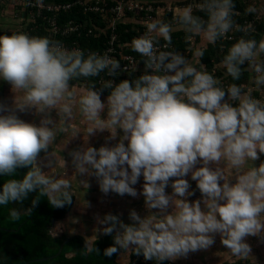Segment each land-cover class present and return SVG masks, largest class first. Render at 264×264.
<instances>
[{
	"label": "clouds",
	"instance_id": "obj_1",
	"mask_svg": "<svg viewBox=\"0 0 264 264\" xmlns=\"http://www.w3.org/2000/svg\"><path fill=\"white\" fill-rule=\"evenodd\" d=\"M234 7L233 0H199L195 12L186 6L176 13L175 26L160 19L148 22L145 35L132 41V50L144 58L146 71L132 81L102 79V87L111 89L106 104L90 78L101 73L117 75L121 70L118 60L107 53L66 49L48 36L23 31L0 34V79L9 82L16 93V108L24 111L34 107L38 113L56 109L60 117L54 123L45 115L36 126L14 113L0 115V175L11 177L18 168L28 169L22 179L3 183L0 206L23 204L30 194H36L32 207L22 212L10 208L9 219L15 222L29 216L40 197H47L57 208L71 204L74 194L64 172L65 161L62 173L49 174L37 160L41 151L48 153L58 132H68L74 109H78L87 125L85 140L96 130H108L111 139L116 138L117 129L123 135L111 147L72 151L76 173L95 176L104 194L133 197L137 191L132 185L142 174L146 207L163 213L142 218L132 210L130 224L111 213L97 216L102 233L114 234V244L104 250L105 256L131 249L147 260H172L209 248L214 234H219L233 256L248 258L251 247L246 237L264 235V162L253 165L259 159L258 151L264 153V100L232 83L226 88L229 98L238 102L232 106L224 100L225 88L212 74L198 70L181 54L158 47L160 38L171 42L175 30H183L189 37L201 36L209 44L227 38L229 32L242 33L227 48L222 64L227 75L238 81L240 66L247 62L254 84L264 86V38L257 40L249 35L250 26L234 21ZM246 11L255 13L257 9L250 6ZM195 55L202 57L204 50ZM80 78L89 79V86L72 89L71 82ZM105 109L107 117L102 119ZM2 111L11 110L0 104ZM77 133L79 130L73 128L72 136ZM200 161L202 166L196 168ZM221 162L225 167H209ZM55 163L52 152L48 166L53 168ZM189 172L206 210H202L200 200L189 203L184 198L192 194L183 178ZM233 174L235 183L230 182ZM172 177H176L171 185L174 194L169 196L165 187ZM95 240L86 241L85 255L99 254Z\"/></svg>",
	"mask_w": 264,
	"mask_h": 264
},
{
	"label": "trees",
	"instance_id": "obj_2",
	"mask_svg": "<svg viewBox=\"0 0 264 264\" xmlns=\"http://www.w3.org/2000/svg\"><path fill=\"white\" fill-rule=\"evenodd\" d=\"M0 1H2L0 2V9L6 7L5 5L9 2V0H6L7 2H4V0ZM56 1L66 2L67 0ZM192 1L193 0H172V4L188 5ZM196 2L199 3V0H196ZM233 2L235 5V15L233 16L234 21L241 26H250L251 31L249 35L254 36L257 40L264 38V19H258L257 12L248 13L246 10L250 6L243 0H233ZM193 9L195 12L196 9ZM196 14L203 15L198 12ZM168 15L170 18H173V12H169ZM128 16L133 15L130 14ZM69 20L83 22L88 29L93 28L95 29V33L98 32V34L88 33V29H82L79 32H73L65 36L57 34L50 38L59 41L60 43L69 44L70 46L77 45L81 47L86 54L88 52H103L108 47L111 37V29L107 28L106 21L101 15L83 12L80 6H75L73 9L67 11L62 10L58 13V22L60 24H65ZM24 23H27L26 31H29L31 34L38 32L41 36L49 37V32L43 26H39L35 30L32 29L37 22H27L24 20L22 24ZM20 25H18V27ZM16 29L17 28L10 31H0V34H11L12 32H15ZM145 29L146 26L141 21L137 23L135 21L125 22L122 20L119 22L116 29L118 40L115 44L117 48L123 53H131L137 57H141L138 53L132 50V41L134 38L143 35ZM241 35L242 33L234 32L235 39L233 40L222 39L218 40L215 44H208L206 48H203L204 55L200 57L201 62H199V64L205 68V71L212 74L214 78L219 77V82L220 80H223L227 86L232 83H236L244 89L245 84H250L252 75L250 70L247 68L248 66L246 62L240 66L242 69V75L238 81H233L232 78L227 75L225 67L218 68L216 66L218 63L222 62L227 48L230 47V45ZM188 36L189 35L183 30L173 31L171 33V42H169L172 48L168 51L180 54L182 51L187 50L191 45V40L188 39ZM160 40L164 39L160 38ZM143 60L144 58L141 57L143 66H145ZM145 71L146 70H140L127 75L115 76H108L106 73H101L100 77L90 79L96 82L95 87L99 92L109 95L111 89L102 87L100 84L102 79H111L114 83H119L121 80L125 79L132 81L134 78L144 74ZM79 81H85L87 83V87L89 86V79L85 78H80L79 80L72 81L71 83ZM219 86L221 85L219 84ZM261 87L264 94V86ZM260 93H258V95ZM224 99L228 103L232 104V106H236L238 103L229 98L226 88ZM27 170V168H18L14 176L11 177L0 175V189H2V185L7 179H22ZM35 195V193L30 194L29 198L25 200L23 204L17 203L9 204L8 206H0V228L16 229V231L0 229V264H24L32 259L54 256L58 252L61 244L67 238H69V241L64 245L63 251L60 255L52 257L48 260L35 261L28 264H116L118 252L110 257L104 255V250L114 244V234L106 235L103 238L97 239L94 242V246L100 250L99 254L92 253L90 255L84 254L86 240L82 235H74L71 237L63 235L60 237H53L51 232L52 224L55 220L63 219L66 216L73 205L74 196L72 197L71 204H66L62 208L52 206L47 197H40L37 206L32 209L29 216H21L20 220L15 222L11 221L8 217L9 209L17 208L22 212L23 209L32 207L31 200ZM136 255L137 254H135V252H132V257ZM161 264H168V260L161 261ZM222 264H245V262L238 260L235 262H224Z\"/></svg>",
	"mask_w": 264,
	"mask_h": 264
},
{
	"label": "crops",
	"instance_id": "obj_3",
	"mask_svg": "<svg viewBox=\"0 0 264 264\" xmlns=\"http://www.w3.org/2000/svg\"><path fill=\"white\" fill-rule=\"evenodd\" d=\"M6 0H4L5 2ZM244 2L248 3V0H243ZM252 1V0H249ZM255 4H257V7L260 6V8L264 7V0H253ZM2 2V1H1ZM7 2V1H6ZM196 2V1H195ZM193 2H191L188 5H171L169 7L172 8L173 17L175 18L176 13L183 7L186 6H192ZM6 4L5 6H7ZM249 5V4H248ZM5 8V7H4ZM263 10V9H262ZM3 14H0V31L8 30L10 31L13 26L11 23H3L1 22V17ZM15 27V26H14ZM14 29V28H13ZM176 31V30H175ZM191 37L188 36V39ZM208 42L200 43V46L197 47L195 50V41H191V45L189 46V52L192 55V58L196 62H201L200 57H197L195 55L197 50L206 48L208 46ZM188 59V57H186ZM247 63V62H246ZM218 68H223V64L218 63L216 65ZM248 66V64H247ZM248 68V67H247ZM249 69V68H248ZM250 70V69H249ZM251 72V81L250 84L244 85V90L246 92H250L251 95L257 99L264 100V94L262 91V87H257L253 82L254 73ZM219 80L220 78H216ZM3 82V81H2ZM14 91H9V96ZM262 92V93H260ZM258 93H260L258 95ZM16 95V93H15ZM8 96V95H7ZM14 98V96H13ZM10 98H7V101H10ZM6 106V105H5ZM75 110V109H74ZM18 115L23 117V121L27 123L35 124L36 126H40L41 120L45 117L47 114L50 116L52 121L54 122L56 117V109H51L48 113H38L34 107L32 108H26L24 111H20L18 109ZM13 114L10 111H2L0 112V115H9ZM55 123V122H54ZM69 124L77 125V124H85L83 117L79 114V112L74 111V119L69 122ZM105 132V131H104ZM66 137L59 140V143L51 145L48 149V153H45L44 151H41V153L38 156V164L41 166L42 171L45 173L52 174L53 172L56 173H62L63 168V160L65 161V168L64 172L67 174V178L72 183V192L74 196V201L71 209L66 214V216L63 219L55 220L52 224L53 230L51 229L52 234L57 231V234L55 236H63L67 235L69 237L74 235H82L86 241L89 240H97L100 238H103L106 236V234L102 233L103 225H100L97 223V216L103 217L107 213H111L113 215H116L119 220L123 221L125 224L133 223V221L130 219V211L135 210L138 215H140L142 218L146 215H149L150 213H155L157 215H162L163 213L159 209H148L145 204V199L143 196V185L145 183L143 176H140L138 178V182L135 185H132L137 191V196L133 197L131 195L125 194L123 196L115 193V192H109L108 194H104L99 187L98 180L95 176L84 174L81 175L79 173H76L74 166L72 164V157L70 153L74 150H78L81 148H86L88 146H92L94 148L99 149L101 146L105 145H91L89 143V140H85L83 134L77 133L75 136H72V132L64 133ZM59 136V134H58ZM58 136L55 140H57ZM111 134L108 132L102 133V140L106 141L109 140ZM99 139V138H98ZM61 140H64L66 144H64L63 148H60V146L63 145L61 143ZM113 140V139H112ZM108 147L113 146V143L109 142L107 144ZM54 152L55 153V160L56 163L53 166V168L49 167L50 162V154ZM259 159L256 161H253L254 166H259V164L263 161V155L264 153H259ZM51 160H54V157H51ZM126 167V165H125ZM225 167V165H224ZM130 172V169H129ZM234 173V170H233ZM236 180L235 174L231 177V182ZM80 181H85L88 184V187L85 184H81ZM169 188V185H167L165 188ZM166 194L169 196H172L174 193L165 191ZM252 237L249 239L250 245L256 246V248H251V250H256V252H251L249 257L252 258V262L255 264H263L264 261L261 263L258 259L260 258L257 254H262L264 256V235L261 236H248ZM95 240V241H96ZM132 250L129 249L127 251H124L123 249H120L117 253L116 257V264H130L132 259ZM187 257H181L172 259L171 261L183 263V264H192L189 261H185ZM179 259V260H178ZM184 259V260H183ZM264 260V258H263Z\"/></svg>",
	"mask_w": 264,
	"mask_h": 264
},
{
	"label": "built area",
	"instance_id": "obj_4",
	"mask_svg": "<svg viewBox=\"0 0 264 264\" xmlns=\"http://www.w3.org/2000/svg\"><path fill=\"white\" fill-rule=\"evenodd\" d=\"M112 1L113 2H106L105 0H67L66 2L58 1L54 3H49L46 0H14V4L18 6H23V9L26 11V14L28 16V19L26 20L27 22H37V24L34 25L32 29L35 30L39 26H43L49 32V37H52L53 35L57 34L65 36L73 32H79L82 29H88L85 23L76 22L74 20H69L65 24H60L58 22V13L62 10L67 11L73 9V7L75 6H80L83 12L90 14H99L105 19L107 28L111 29V37L109 40L108 47L103 52L98 51L96 53L101 55L107 53L110 57L120 62L121 70H118L117 75H127L132 72L146 70L145 66H143V63L141 61V57H137L136 55L131 53H123L117 48L115 44L118 40L116 29L118 23L130 14H141V17H139V19L146 26L148 22H151L153 20L155 15V8L152 4L144 3L141 0ZM9 2L11 1L9 0ZM195 5L196 4H193L192 7L195 8ZM167 10L168 12H172L171 7H168ZM26 28L27 23H21V25L17 27L16 31L20 30L24 32L25 30V33H28L29 35L41 36V34H39L38 32L31 34L29 31H26ZM146 31L147 29H145L143 35H145ZM88 33H95V29H88ZM95 34H98V32H96ZM225 39H235L234 31L229 32L227 34V38ZM61 44L69 50L77 48L82 50V48L77 45L70 46L69 44L65 43ZM158 47L160 48V50L164 51H168L170 48H172L171 44L165 40H159ZM125 68H127L128 70H122ZM133 68H135V71H132ZM147 71L151 72L150 69ZM221 87L227 88L228 86L226 84H222ZM130 264H161V261L147 260L141 254L132 257ZM168 264L183 263L168 260Z\"/></svg>",
	"mask_w": 264,
	"mask_h": 264
},
{
	"label": "rangeland",
	"instance_id": "obj_5",
	"mask_svg": "<svg viewBox=\"0 0 264 264\" xmlns=\"http://www.w3.org/2000/svg\"><path fill=\"white\" fill-rule=\"evenodd\" d=\"M11 2L8 3V5L5 7V8H2L0 9V14H3V16L1 17V22L3 23H11V25L13 26V28H17L18 25H20L24 20H27L28 19V16L26 14V11L23 9V6L21 5H15L14 4V0H10ZM47 2L49 3H54V2H58L56 0H46ZM106 2H111L112 0H105ZM143 1L144 3H150L154 6L155 8V15H154V18L153 20H156V19H160L164 22H167V23H172L174 26H175V18L173 17H169L168 15V10L167 8L169 6L172 5V0H141ZM196 0H193V4H196L197 2H195ZM192 4V5H193ZM249 6H253L257 9V18L258 19H264V7L260 8L257 7V4H255V2L252 0V1H249L248 0V3ZM263 9V10H262ZM168 12V13H167ZM17 13V15H16ZM167 13V14H166ZM139 17H141V14L138 15V14H133V16H126L125 18H123V20L125 22H129V21H135V22H139L140 19ZM167 17V19H166ZM15 26V27H14ZM13 28L11 30H13ZM191 41H195V47L194 49L196 50L197 47L200 46V43L203 42H206L201 36H191ZM192 46V45H191ZM181 55H183L185 58L188 57V60L190 63H192L194 66H196L199 69H203L205 70L204 67L200 66L199 62H196L193 58H192V55L191 53L189 52V48L185 51H182L180 53ZM3 81V82H2ZM219 81V80H218ZM220 85H224L225 84V81L223 80H220ZM71 87L72 89L74 90H77V91H80V90H83V89H86L87 88V83L85 81H79V82H76V83H71ZM12 91V86L10 85L9 82L3 80V79H0V104L2 105H6L8 109H10L12 113H14L16 116L18 113V109L16 108L15 106V92H13L12 94H10L9 96V91ZM94 90H97L96 87ZM98 91V90H97ZM8 95V96H7ZM14 96V98H13ZM107 97L108 95L106 94H103L100 92V98H101V101L102 103H107ZM7 98H10L11 100L10 101H7ZM75 112L78 111V109H75L74 110ZM45 115V113H44ZM47 115V114H46ZM56 117L57 119L54 121V122H58L60 117L58 115V111L56 110ZM107 117V109H105V111H103L101 113V118L104 119ZM18 118L23 120V117L22 116H19L18 115ZM49 127H52V125H48ZM87 125L86 123L85 124H77V125H72V124H69V130L68 132H72V129L75 128V129H78L79 132L81 134H85V129H86ZM105 131V132H104ZM104 131H100V130H96L95 131V134L94 135H90L88 137V140H89V143L91 145H105L107 146V144L109 142L113 143V145H115L116 143L119 142L120 140V137L123 135V131L121 129H117V136L115 139H110L106 141L102 140V133H105L108 132L109 134H111L108 130H104ZM59 134V136H58ZM57 140L54 141L55 144L59 143V140L65 136L64 132H58L57 133ZM56 136V137H57ZM64 136V137H63ZM99 138V139H98ZM61 143H63L62 146H60V148H63L65 141L64 140H61ZM125 145L127 146V141H124ZM224 162H221L219 165H216V164H210L209 167L215 169L216 167H221L223 168L224 167ZM202 166V161L198 162L195 167L196 168H199ZM141 176H143L141 174ZM184 179H186L189 183V189L188 191L190 193H192L191 195H188L186 197H184L185 199L188 200L189 203H192L194 201H197V200H200L201 201V208L202 210H206L204 208V205H203V197H202V194L197 186V182L195 180L192 179L191 177V172H189L185 177H183ZM176 179V177H172L169 179V188H165V191H168V192H173V188H172V182ZM233 181V180H232ZM230 182H231V178H230ZM219 183L222 185L223 184V180H220ZM231 183H235V181L231 182ZM167 212H171L172 211V206L170 205L169 208L166 210ZM53 230V228H51ZM214 243L207 249H201V250H198V251H195V252H190L187 256H181V257H187L185 261H189L190 263L192 264H222L224 262H235V261H238V260H242L243 262H245V264H255L254 262H252V258L251 257H248L246 259H242V258H238V257H235L233 256L230 251L222 244L221 242V237L219 234H214ZM252 237H246V242L250 245L249 243V239H251ZM251 248H256V246H251ZM251 252H256V250H251ZM252 254V253H250ZM260 258L258 259L261 263L264 261L263 258L264 256L262 254H257ZM179 257V259L181 258ZM178 259V260H179ZM264 264V263H263Z\"/></svg>",
	"mask_w": 264,
	"mask_h": 264
},
{
	"label": "water",
	"instance_id": "obj_6",
	"mask_svg": "<svg viewBox=\"0 0 264 264\" xmlns=\"http://www.w3.org/2000/svg\"><path fill=\"white\" fill-rule=\"evenodd\" d=\"M0 229H4V230H7V231H16V229H6V228H0ZM68 241H69V238H67L66 240H64V242L61 244V246H60L58 252H57L54 256H48V257H44V258H36V259H32V260H30V261H28V262H26V263H24V264H28V263H30V262H35V261L48 260V259H50V258H52V257H55V256L60 255V254L62 253V251H63V247H64V245H65Z\"/></svg>",
	"mask_w": 264,
	"mask_h": 264
}]
</instances>
